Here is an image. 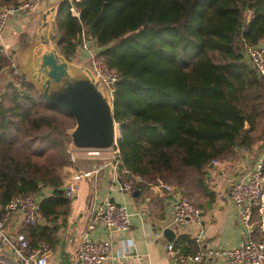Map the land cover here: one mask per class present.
Segmentation results:
<instances>
[{
    "label": "trees",
    "instance_id": "1",
    "mask_svg": "<svg viewBox=\"0 0 264 264\" xmlns=\"http://www.w3.org/2000/svg\"><path fill=\"white\" fill-rule=\"evenodd\" d=\"M254 1L59 4L62 54L74 57L84 28L118 75L112 94L117 145L120 167L133 186L161 179L184 195L202 196L212 161L229 158L237 145L250 149L262 139L258 146H264V80L244 48L264 39V0ZM6 63L0 48V71ZM24 85L19 89L7 82L0 91V217L11 196L49 188L38 213L52 219L70 205L61 189L62 170L70 162L68 129L75 121L47 103L28 80ZM22 225L31 245L48 241L46 227ZM175 244L182 252L198 251L197 242L186 235Z\"/></svg>",
    "mask_w": 264,
    "mask_h": 264
},
{
    "label": "crops",
    "instance_id": "2",
    "mask_svg": "<svg viewBox=\"0 0 264 264\" xmlns=\"http://www.w3.org/2000/svg\"><path fill=\"white\" fill-rule=\"evenodd\" d=\"M60 1L39 0L33 8L17 11L8 19L0 35V48L3 53L12 58L19 72L28 81L35 67L31 54L38 47L36 23L41 20L42 13ZM72 59L86 60L79 47ZM8 78L9 67L6 64L0 71V91L8 82ZM261 141L262 139H259L250 149L237 145L232 156L224 160H214L208 165L206 192H202L196 205L202 213L198 225L173 222L171 208L175 199L174 193L160 194L148 184L133 186V182L131 190L121 187L122 181L129 178L125 172L120 171L121 165L114 164L110 149L88 155L82 151L75 152V165L93 172L90 177L80 181L65 214L52 219L42 217V222L38 224L47 228L43 232L48 233V264H77L76 251L90 221L92 209L105 196L127 205L131 212L132 225L127 230L110 231L100 224L94 226L91 231L93 237L109 238L112 242L110 256L98 264H171L166 251L167 242L175 243L181 235L193 238L200 227L202 244L197 243L198 251L200 248H212L217 251L214 254H206L204 264H227L221 250L238 245L245 237L236 207L229 197V183L237 175L239 162L244 166L260 154L258 145ZM71 170L70 163L64 166L63 185L71 175ZM22 224L18 213L7 223L11 232L22 231ZM263 225L264 214L261 218L255 210L247 235L264 239ZM167 227L174 232L173 240H169L164 234ZM155 231H161V234L155 236ZM3 253L8 254V250L5 249Z\"/></svg>",
    "mask_w": 264,
    "mask_h": 264
},
{
    "label": "built area",
    "instance_id": "3",
    "mask_svg": "<svg viewBox=\"0 0 264 264\" xmlns=\"http://www.w3.org/2000/svg\"><path fill=\"white\" fill-rule=\"evenodd\" d=\"M39 0H18L15 4L0 3V35L3 33L7 21L19 10H29L35 6ZM72 13L79 16V9L75 6L71 8ZM251 11L247 12L249 18ZM79 50L87 60L91 73L99 78L108 88L110 98H112L114 84L118 79L117 73L108 67L106 62L98 53L96 44L87 36L83 28L80 36ZM245 52L256 69L258 75L264 80V44L246 43ZM7 58L9 67L8 82L13 83L19 89H24L25 77L19 72L10 56ZM116 135L120 136L118 130ZM260 154L251 162L242 166L239 162L237 175L229 183V197L235 205L240 225L244 229V238L239 244L222 249L221 253L225 257L227 264H264V239L252 238L247 235L251 226V219L254 211L262 218L264 214V146L259 148ZM113 153L114 164L121 165L122 157L117 145L114 143L110 149ZM85 152L87 155L101 150H74L68 148L69 163L72 165L71 175L64 183L66 196L72 199L79 187L80 181L91 176L93 170L82 169L75 165L74 153ZM120 171L125 172L124 168ZM137 180H141L136 176ZM148 186L158 192H171L175 194V199L171 208L172 220L175 223H189L198 225L202 219L199 207L194 205L190 199L180 193L172 184L161 179L149 182ZM121 187L131 190L132 180L124 179ZM50 189L44 188L40 191L15 194L10 197L5 205V213L0 217V264H48V254L50 246L46 241H40L37 245H31L22 231L11 232L8 228L9 219L18 213L19 220L23 224L37 225L42 222V217L38 213V203L42 197L48 195ZM96 224L111 229L127 230L132 225L131 212L124 203H118L108 196L98 201L92 209L91 218L83 232L79 246L76 251L77 264H98L110 256L112 242L109 238H97L91 234ZM264 229V225L262 230ZM110 233V232H109ZM161 231H155L154 235H160ZM193 239L202 244V228L200 227ZM7 249L8 254L3 251ZM166 251L171 260V264H204L206 254H214L212 248L197 252H182L180 247L173 242H167Z\"/></svg>",
    "mask_w": 264,
    "mask_h": 264
},
{
    "label": "water",
    "instance_id": "4",
    "mask_svg": "<svg viewBox=\"0 0 264 264\" xmlns=\"http://www.w3.org/2000/svg\"><path fill=\"white\" fill-rule=\"evenodd\" d=\"M62 1L42 13L36 23L38 47L31 54L35 67L29 82L47 103L73 116L75 124L68 129L70 148L108 150L120 138L116 135L119 125L114 119L112 98L107 86L91 73L87 60L67 59L62 54L56 24ZM164 234L173 240L171 228H165Z\"/></svg>",
    "mask_w": 264,
    "mask_h": 264
},
{
    "label": "rangeland",
    "instance_id": "5",
    "mask_svg": "<svg viewBox=\"0 0 264 264\" xmlns=\"http://www.w3.org/2000/svg\"><path fill=\"white\" fill-rule=\"evenodd\" d=\"M186 195L194 205H197L201 197V195H197L195 192L189 194L187 193Z\"/></svg>",
    "mask_w": 264,
    "mask_h": 264
}]
</instances>
